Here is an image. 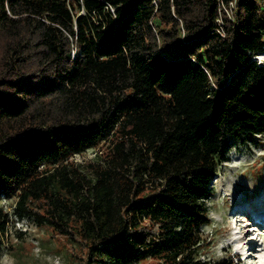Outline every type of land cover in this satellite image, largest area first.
I'll list each match as a JSON object with an SVG mask.
<instances>
[{
  "label": "trees",
  "instance_id": "trees-1",
  "mask_svg": "<svg viewBox=\"0 0 264 264\" xmlns=\"http://www.w3.org/2000/svg\"><path fill=\"white\" fill-rule=\"evenodd\" d=\"M231 1L0 0V200L18 220L78 264H209L215 174L264 136V6L238 0L222 36ZM10 222L0 207V254Z\"/></svg>",
  "mask_w": 264,
  "mask_h": 264
},
{
  "label": "rangeland",
  "instance_id": "rangeland-1",
  "mask_svg": "<svg viewBox=\"0 0 264 264\" xmlns=\"http://www.w3.org/2000/svg\"><path fill=\"white\" fill-rule=\"evenodd\" d=\"M261 2L264 6L263 0ZM258 61L263 63L264 56ZM106 146L107 142L102 143L71 159L84 164ZM228 159L218 168L212 181L214 195L207 202L211 222L203 229L209 245L205 247L202 258L209 264H245L242 261L263 264L264 226L256 220V231L247 233L254 220L249 214L242 216L236 212L249 205L254 207L253 210L259 208V219L264 217V206H261L264 203V136L258 135L252 142L236 144ZM15 201L16 197L0 200V207L9 212L11 219L7 233L2 237L0 264H78L71 256L69 241L56 238L49 227H37L27 219L18 220L13 212ZM236 230L242 231V239L247 237L240 249L236 247ZM250 240L255 242L253 247L256 251L249 250L248 255L245 254L248 252L246 244ZM248 245L252 247L251 242ZM155 263L156 260L150 258L138 264Z\"/></svg>",
  "mask_w": 264,
  "mask_h": 264
},
{
  "label": "built area",
  "instance_id": "built-area-1",
  "mask_svg": "<svg viewBox=\"0 0 264 264\" xmlns=\"http://www.w3.org/2000/svg\"><path fill=\"white\" fill-rule=\"evenodd\" d=\"M153 5L155 7H157V2L154 1ZM219 7H220V14H219V17L216 20V22L218 23V26H219V29H217V31L222 36H224L225 35L224 30H223V27L225 26L224 17L228 21L234 22V20H235V12L238 9V0H233L228 5H226L224 3H220ZM259 57H261V56H259Z\"/></svg>",
  "mask_w": 264,
  "mask_h": 264
},
{
  "label": "bare ground",
  "instance_id": "bare-ground-1",
  "mask_svg": "<svg viewBox=\"0 0 264 264\" xmlns=\"http://www.w3.org/2000/svg\"><path fill=\"white\" fill-rule=\"evenodd\" d=\"M261 206H264V203L262 204L261 203ZM254 209V207H252V206H249V205H247V206H245V208H243L242 210L240 209V211H238V212H236V215H239V214H241L242 216L243 215H245L244 213H246V214H249L248 216H250V217H252V219L254 220V222H253V225H252V228H250V229H248V227H247V233H254L255 231H256V229H257V227L256 226H258V223H257V221L256 220H259V218L257 217V215L256 216H254L255 215V212H256V209L255 210H253ZM254 214V215H253ZM261 214V213H260ZM242 220V219H241ZM242 222L244 223L245 222V220H242ZM262 225V224H261ZM263 226V225H262ZM237 231V230H236ZM235 231V236H236V238H235V241H236V243H237V248L238 249H240V247H241V244L243 243V241L247 238V237H245L244 236V239H242L241 237V233H242V231L241 232H236ZM251 242V244H252V247H251V245L249 246L248 244ZM254 244H255V242L254 241H248L247 242V246H248V248H249V250L250 251H253V252H255L256 250L254 249ZM262 263V262H261ZM263 264H264V262H263Z\"/></svg>",
  "mask_w": 264,
  "mask_h": 264
},
{
  "label": "clouds",
  "instance_id": "clouds-1",
  "mask_svg": "<svg viewBox=\"0 0 264 264\" xmlns=\"http://www.w3.org/2000/svg\"><path fill=\"white\" fill-rule=\"evenodd\" d=\"M260 56H263V55H260ZM258 57H259V56H258ZM258 57H257V59H259ZM260 209H261V208H260ZM258 210H259V208L256 207V212H255V214H256L257 217L259 218V216H260L261 214L259 213ZM253 215H254V214H253ZM250 218L252 219V217H250ZM257 221H259V222L264 226V217H263V219H259V220H257ZM240 230H241V229H240ZM240 230H238V232H241ZM246 251H248V252L245 253V254H248V255H249L250 252H249V248H248V247L246 248ZM240 254H241V252L239 253V255H240ZM243 255H244V254H243ZM248 255H247V256H248ZM247 258H248V257H247ZM242 262H244L245 264H253V263H247L246 261H242ZM256 264H261V263H258V262H257Z\"/></svg>",
  "mask_w": 264,
  "mask_h": 264
}]
</instances>
